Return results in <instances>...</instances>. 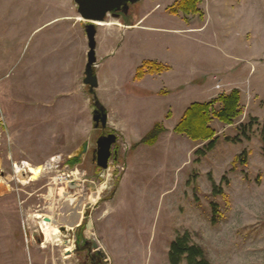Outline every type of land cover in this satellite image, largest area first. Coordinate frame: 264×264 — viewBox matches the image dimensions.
<instances>
[{"label":"rangeland","instance_id":"1","mask_svg":"<svg viewBox=\"0 0 264 264\" xmlns=\"http://www.w3.org/2000/svg\"><path fill=\"white\" fill-rule=\"evenodd\" d=\"M175 1L140 0L132 27H107L122 14L98 22L91 91L76 2L0 0V264H88L67 224L84 215L102 264H170V243L185 231L212 264H264V0H203L202 17L169 13ZM149 60L169 67L135 78ZM217 84L216 97L240 91L243 112L230 125L213 119L215 147L196 161L207 141L173 128ZM96 101L117 128L108 118L117 142L107 170L94 156ZM252 117L247 138L239 127ZM158 123L168 132L137 144ZM244 150L247 163L234 166ZM23 162L25 176L15 170Z\"/></svg>","mask_w":264,"mask_h":264},{"label":"trees","instance_id":"2","mask_svg":"<svg viewBox=\"0 0 264 264\" xmlns=\"http://www.w3.org/2000/svg\"><path fill=\"white\" fill-rule=\"evenodd\" d=\"M203 0H176L173 4L168 6L167 10L173 15L183 13L185 15H195L203 16V12L200 8V4ZM124 24L134 25L135 24V14L132 17L124 15L122 19ZM169 66L157 63L155 61L149 60L145 61L141 66L138 67L136 78H142L146 73H160L168 69ZM220 104L217 108L215 105ZM241 107V96L238 89L232 90L229 94L220 95L214 99L208 100L206 102H193L191 103L181 119L178 121L173 131L183 135H187L195 141L206 142L205 148H197L196 155L198 156L196 161H199L200 157L204 156L207 151L212 150L215 147L217 135L214 128H212L211 123L213 119H218L224 124H233L235 120L242 115ZM258 121L257 117H252L250 121L240 124L241 135L249 137V132L253 128L255 122ZM166 128L161 124H156L155 127L147 133L137 144L147 143L153 144L156 142L158 137L166 132ZM262 139V151L264 155V130L261 135ZM234 142L241 141L239 136L233 138ZM79 158H70L69 162L73 165L77 164ZM247 163V151L244 150L242 153L238 154L234 159V166L236 164ZM223 181H226V176H224ZM210 180L213 185V193H222L220 185L216 184L213 178L210 176ZM228 183V182H227ZM213 205V212L216 216L218 208L215 203ZM168 259L170 264H212L211 260L208 258L206 250L203 246L196 244L192 241L191 234L188 231L184 233H178L177 236L170 243V248L168 252Z\"/></svg>","mask_w":264,"mask_h":264},{"label":"water","instance_id":"3","mask_svg":"<svg viewBox=\"0 0 264 264\" xmlns=\"http://www.w3.org/2000/svg\"><path fill=\"white\" fill-rule=\"evenodd\" d=\"M78 6V13L80 17L87 21L86 24V32L88 37V60L86 64V69L84 72L85 78L84 83L90 86V90L93 91L98 87V78L95 74L94 67L97 61L96 57V34H97V24L98 22H104L108 15H112L113 17L119 18L121 13H128L129 9L132 5H135L140 0H74ZM93 120L95 122V127L98 128L101 124L102 127H106L108 124V114L101 104L96 101L95 109L93 112ZM117 142V135L111 133L109 135L100 136L97 140V148H96V163L97 165L104 170L109 169V162L112 156V148L113 145ZM89 146V141L86 140L82 144L81 148L74 155L76 158H80L84 153H86ZM117 152L115 151V154ZM25 176V173H22ZM70 188L73 186L78 187L79 185L70 182ZM55 218H58L56 215ZM46 222H53L51 217H44ZM90 220L88 228H90ZM79 223V220H69L67 224L70 226H76ZM60 230L66 231V224L59 223ZM64 225V226H63ZM94 248H99L95 241H92ZM97 251L101 254L102 258L106 260L107 256L104 252L97 249Z\"/></svg>","mask_w":264,"mask_h":264},{"label":"flooded vegetation","instance_id":"4","mask_svg":"<svg viewBox=\"0 0 264 264\" xmlns=\"http://www.w3.org/2000/svg\"><path fill=\"white\" fill-rule=\"evenodd\" d=\"M120 13L122 15H125V16L130 14V12H128V13L120 12ZM100 126H101V124H100ZM101 130H102L101 136L109 135V134L113 133L112 131H107L106 127L101 126ZM95 153H94V156H96ZM88 225H89V217L84 215L82 217V219L80 220V222L75 226V228L77 230L74 234L75 242H76L74 254L78 255V254L83 253L82 258H83L84 262H86L88 264H102L104 259L102 260L101 254L97 251L96 248L93 247V245L91 246L90 240H88V238L83 237L84 231L86 229H88ZM72 229H74V228H72Z\"/></svg>","mask_w":264,"mask_h":264},{"label":"crops","instance_id":"5","mask_svg":"<svg viewBox=\"0 0 264 264\" xmlns=\"http://www.w3.org/2000/svg\"><path fill=\"white\" fill-rule=\"evenodd\" d=\"M144 18V16L141 18V20ZM113 25H117V26H122V27H132V26H134V25H127V24H124L123 23V21L122 20H120V21H118V22H113L111 25H109V26H107V27H110V26H113ZM138 69V68H137ZM136 73H137V70H136ZM136 73H135V78H136ZM148 74H151V73H146L145 75H148ZM144 75V76H145ZM143 76V77H144ZM217 93V86L215 87V86H213L209 91H208V99H207V101L208 100H210V99H212L213 97H216V96H214L215 94ZM195 102H198V101H195ZM206 102V101H205ZM193 103V102H192ZM105 105V104H104ZM106 109V108H105ZM106 111H107V114H108V118H110L111 120H110V122H111V124L114 126V128L117 130V128L115 127V122H113V118L115 117L114 115H113V113H110V111H108L107 109H106ZM171 112H169V114H170ZM168 128H167V131L166 132H168ZM121 132V131H120Z\"/></svg>","mask_w":264,"mask_h":264},{"label":"built area","instance_id":"6","mask_svg":"<svg viewBox=\"0 0 264 264\" xmlns=\"http://www.w3.org/2000/svg\"><path fill=\"white\" fill-rule=\"evenodd\" d=\"M220 87V85L219 84H217V88H219ZM17 164L15 165V170H16V172H17ZM20 166V170L18 171V172H24L25 173V175L26 174H28V172L30 171V169L29 168H27L26 167V165L24 164V162L21 164V165H19ZM17 172V173H18ZM31 173V172H30Z\"/></svg>","mask_w":264,"mask_h":264},{"label":"bare ground","instance_id":"7","mask_svg":"<svg viewBox=\"0 0 264 264\" xmlns=\"http://www.w3.org/2000/svg\"><path fill=\"white\" fill-rule=\"evenodd\" d=\"M100 23V22H99ZM108 24H111V23H108ZM18 165V164H17ZM17 167V166H16ZM20 170V166L18 165V167H17V172ZM30 172H31V170H30ZM45 234V233H44ZM46 235V234H45Z\"/></svg>","mask_w":264,"mask_h":264}]
</instances>
